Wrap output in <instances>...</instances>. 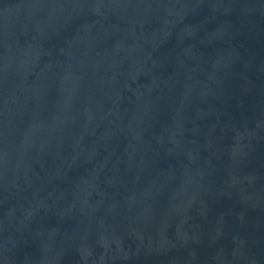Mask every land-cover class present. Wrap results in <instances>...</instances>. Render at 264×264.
Instances as JSON below:
<instances>
[{
  "label": "water",
  "instance_id": "water-1",
  "mask_svg": "<svg viewBox=\"0 0 264 264\" xmlns=\"http://www.w3.org/2000/svg\"><path fill=\"white\" fill-rule=\"evenodd\" d=\"M0 264H264V0H0Z\"/></svg>",
  "mask_w": 264,
  "mask_h": 264
}]
</instances>
